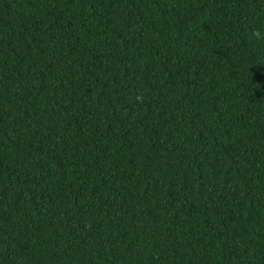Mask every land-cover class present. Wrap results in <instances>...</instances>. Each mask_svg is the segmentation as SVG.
<instances>
[{"label":"trees","instance_id":"1","mask_svg":"<svg viewBox=\"0 0 264 264\" xmlns=\"http://www.w3.org/2000/svg\"><path fill=\"white\" fill-rule=\"evenodd\" d=\"M0 264H264V0H0Z\"/></svg>","mask_w":264,"mask_h":264},{"label":"clouds","instance_id":"2","mask_svg":"<svg viewBox=\"0 0 264 264\" xmlns=\"http://www.w3.org/2000/svg\"><path fill=\"white\" fill-rule=\"evenodd\" d=\"M254 35H259V33H258V32H256V33H254Z\"/></svg>","mask_w":264,"mask_h":264}]
</instances>
